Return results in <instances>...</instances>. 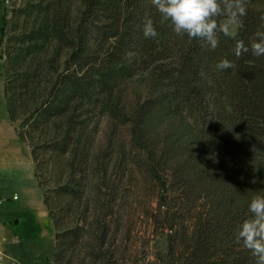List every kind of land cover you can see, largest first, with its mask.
<instances>
[{
  "label": "trees",
  "instance_id": "1",
  "mask_svg": "<svg viewBox=\"0 0 264 264\" xmlns=\"http://www.w3.org/2000/svg\"><path fill=\"white\" fill-rule=\"evenodd\" d=\"M72 3L39 0L33 5V12L49 24L57 42L50 65L55 67L60 54L67 53L62 65L53 68L42 100L33 88L36 99L27 127L43 130L59 123L45 147L69 152L72 180L79 171L81 179L90 154V139L85 140L88 117L120 84L148 73L155 82L154 94L131 113L114 106L112 115L129 127L132 148L146 154L145 167L152 177L160 180V169L166 172L164 168L172 161L159 203L163 219L155 218L167 247L157 253L154 264H256L236 235L238 225L251 216V198L264 195V177L230 188L218 186L217 177L223 167L230 169L234 156L264 172V56L249 51L237 57L234 51L236 40L250 45V38L264 31V0H250L235 39L219 34L215 50L199 38L177 35L170 22L161 24L150 0H85L76 17ZM146 15L155 22V39L143 35ZM39 35L41 27L30 36L37 39ZM225 58L234 66L218 69ZM22 84L29 85L26 77ZM184 114L194 119L192 139L220 162L205 166L196 160L199 154L194 158L185 154L182 136L173 134L164 123ZM158 123H162L164 136L155 134ZM168 181L174 186L171 190L166 189ZM76 183L81 186V180ZM60 191L71 195L70 184ZM106 238L105 234L101 240L106 243ZM103 247L93 249L95 261L108 262ZM60 256L59 247L57 260Z\"/></svg>",
  "mask_w": 264,
  "mask_h": 264
},
{
  "label": "rangeland",
  "instance_id": "2",
  "mask_svg": "<svg viewBox=\"0 0 264 264\" xmlns=\"http://www.w3.org/2000/svg\"><path fill=\"white\" fill-rule=\"evenodd\" d=\"M38 1L0 0V121L9 120L15 130V161L8 160L0 168V264H6L4 252L12 253L16 264H154L157 253L167 247L165 233L157 229L155 218L163 219L159 203L172 161L164 168L166 172L160 169V180L152 177L145 167L146 154L132 148L129 127L112 115L114 106L131 113L152 96L154 79L148 73L139 74L103 98L85 123V140L91 142L87 169L81 179L79 171L72 180L69 152L45 147L59 123L43 130L30 129L25 123L34 100H42L49 89L53 68L62 65L67 53L60 54L55 67L50 65L57 42L49 24L33 12ZM84 2L73 0L74 17ZM40 27L42 35L33 39L30 35ZM237 29L235 25L231 30L236 34ZM24 77L30 86L22 84ZM164 123L173 134L182 136L180 144L187 146L186 155L194 158L199 154L196 160L205 166L221 161L206 155L192 139V116L171 117ZM63 125L61 122L60 127ZM154 127L155 134L165 135L162 123ZM230 165L217 177L221 188L264 177V172L235 156ZM80 180L81 186H77ZM68 184L71 195L60 191ZM172 186L168 181L166 189ZM7 234L13 236L3 238ZM105 234L106 243L101 240ZM101 245L108 262L91 257L93 249Z\"/></svg>",
  "mask_w": 264,
  "mask_h": 264
},
{
  "label": "clouds",
  "instance_id": "3",
  "mask_svg": "<svg viewBox=\"0 0 264 264\" xmlns=\"http://www.w3.org/2000/svg\"><path fill=\"white\" fill-rule=\"evenodd\" d=\"M250 0H150L160 15V23L170 22L173 31L189 39L199 38L206 41L211 50L219 46V34L235 39L231 29L242 26V17L247 14ZM264 19V17H262ZM145 38L158 37L154 20L145 16L143 20ZM235 55L251 51L257 57L264 56V31H258L250 38V45L236 40ZM234 65L228 59H222L217 68L225 70ZM251 216L244 219L237 229V242L243 243L256 258V264H264V195H254L249 203Z\"/></svg>",
  "mask_w": 264,
  "mask_h": 264
},
{
  "label": "crops",
  "instance_id": "4",
  "mask_svg": "<svg viewBox=\"0 0 264 264\" xmlns=\"http://www.w3.org/2000/svg\"><path fill=\"white\" fill-rule=\"evenodd\" d=\"M0 121V168L8 160L15 161V130L12 123L7 119ZM12 233V232H11ZM13 234L3 235L10 237ZM6 264H16L15 256L12 253H2Z\"/></svg>",
  "mask_w": 264,
  "mask_h": 264
},
{
  "label": "water",
  "instance_id": "5",
  "mask_svg": "<svg viewBox=\"0 0 264 264\" xmlns=\"http://www.w3.org/2000/svg\"><path fill=\"white\" fill-rule=\"evenodd\" d=\"M16 224H18V222H16Z\"/></svg>",
  "mask_w": 264,
  "mask_h": 264
}]
</instances>
